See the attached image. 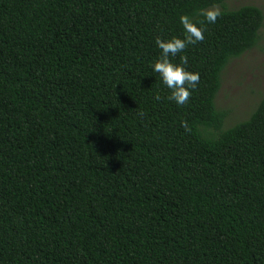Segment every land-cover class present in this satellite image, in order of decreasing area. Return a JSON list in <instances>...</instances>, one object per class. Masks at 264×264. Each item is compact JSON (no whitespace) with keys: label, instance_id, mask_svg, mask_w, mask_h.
<instances>
[{"label":"trees","instance_id":"obj_1","mask_svg":"<svg viewBox=\"0 0 264 264\" xmlns=\"http://www.w3.org/2000/svg\"><path fill=\"white\" fill-rule=\"evenodd\" d=\"M226 1L0 0V264H264V96L225 129L216 103L264 11ZM182 15L179 106L153 65Z\"/></svg>","mask_w":264,"mask_h":264},{"label":"rangeland","instance_id":"obj_2","mask_svg":"<svg viewBox=\"0 0 264 264\" xmlns=\"http://www.w3.org/2000/svg\"><path fill=\"white\" fill-rule=\"evenodd\" d=\"M243 4H255L264 11V0L226 1L229 8ZM260 35L258 44L231 59L223 72L216 103L219 108L228 110L224 129L248 118L264 96V25Z\"/></svg>","mask_w":264,"mask_h":264},{"label":"clouds","instance_id":"obj_3","mask_svg":"<svg viewBox=\"0 0 264 264\" xmlns=\"http://www.w3.org/2000/svg\"><path fill=\"white\" fill-rule=\"evenodd\" d=\"M199 15L203 16L207 23H215L222 16V13L219 7L214 6L209 9H201ZM180 23L185 34L183 39L174 37L165 41L160 37L156 38L155 43L162 50V53L160 58L154 63L153 70L159 74L163 84L171 90L168 99L179 106H183L190 100L191 90L196 89L200 82V76L199 73L186 70L185 65L188 64L186 55L180 57L181 63L179 65L172 63L170 57H176L184 52L189 45L203 42L205 29L199 27L188 15H182ZM199 23L203 24L204 21ZM156 99H160L159 94H157ZM140 115L143 116L144 113L141 112ZM181 126L187 130L186 122H182Z\"/></svg>","mask_w":264,"mask_h":264}]
</instances>
